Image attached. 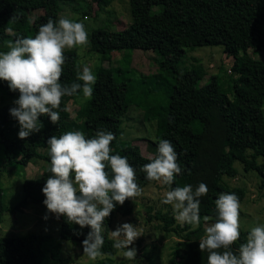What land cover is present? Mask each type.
Returning <instances> with one entry per match:
<instances>
[{
  "label": "trees",
  "instance_id": "16d2710c",
  "mask_svg": "<svg viewBox=\"0 0 264 264\" xmlns=\"http://www.w3.org/2000/svg\"><path fill=\"white\" fill-rule=\"evenodd\" d=\"M61 1L0 0V52L8 51L9 42L18 37H34L32 24L24 22L21 29L15 30L16 21L25 19L33 9L58 5ZM129 4L128 25L121 29L97 27L90 32L89 50L101 62L94 69L97 81L93 95L79 108L77 118H71L66 104L71 96H65L58 109V124H53L48 115H40L38 119L43 125L40 131L20 139V125L10 114V109L17 105L7 102L0 107V167L14 164L25 167L32 158L46 162L40 176L25 178L23 196L12 207L4 205L0 183V222L7 211L20 209L29 202L44 204L42 188L51 175L47 140L65 131L79 130L88 138L97 130L112 132L115 135L112 154L127 157L141 188L151 182L141 171L150 162L149 157L130 140L120 139L121 123L130 105L140 107L146 120L155 121L152 143L156 154L158 139L169 140L177 152L182 173L171 186L165 185L168 190L186 184L195 188L201 182L207 185V194L199 198L201 221L206 215L215 216V200L220 193H235L239 201L244 198L243 188L230 187L223 180V176L237 174L236 161L242 163L245 171H255L264 189V58H254L248 51L264 53V0H129ZM13 16L18 19L13 20ZM218 45L223 53L234 57L233 74L228 80L207 75L200 64L179 68L178 63L188 48ZM136 49L153 51L160 59L161 72L133 80L129 76L130 55L123 56L124 63L120 66L104 65L110 62L113 51ZM64 54L67 59L61 82L70 84L82 71L79 54L75 48L66 49ZM234 74L245 78L246 88L234 84ZM201 89L208 91V95L200 97ZM0 93L4 99L19 97L18 90H10L4 80H0ZM113 211L129 215L132 199L116 204ZM154 216L162 220L166 232L178 233L182 229L178 228L171 205ZM59 223L60 236L72 242H82L90 231V227L78 225L79 231L75 232L74 223L65 216H60ZM247 233L240 230L239 240L232 245L234 252L246 242ZM102 235L104 256L92 263L114 264L118 249L113 247L106 218ZM190 235L179 236L166 262L147 257L148 264H207V251L199 249L202 238ZM49 239V235L30 231L3 235L0 230V264H48L51 259L57 263L60 250L58 246L51 247Z\"/></svg>",
  "mask_w": 264,
  "mask_h": 264
},
{
  "label": "clouds",
  "instance_id": "9594fccd",
  "mask_svg": "<svg viewBox=\"0 0 264 264\" xmlns=\"http://www.w3.org/2000/svg\"><path fill=\"white\" fill-rule=\"evenodd\" d=\"M88 43V32L82 22L64 17L54 22L50 18L34 37H18L9 42L8 51L0 52V80L7 81L10 90L19 92L14 101L17 107L11 108L10 114L20 125V139L40 131L43 127L38 119L40 115L46 114L53 124H58L63 97L73 96L80 90L85 99L92 97L97 76L87 65L77 73L76 81L61 82L67 59L65 50ZM114 139L112 132L101 129L91 138L82 131L69 130L47 140L51 175L42 188L43 203L57 217L65 216L68 222L81 228L90 227L82 246L83 253L93 261L104 256L101 248L105 218L116 204L122 205L126 199L133 200L143 192L127 157L112 154ZM149 159L141 171L150 181L171 186L182 173L177 152L167 139H158L157 154ZM207 192L203 182L195 188L186 184L166 191L161 202L172 206L175 219L181 225L196 227L201 223L199 198ZM239 210V197L222 192L215 200V216L203 217L206 223L212 221L199 242V249L208 253L207 264H264V223L250 228L238 252L232 250L240 238ZM141 234L137 226L122 223L111 231L113 247L122 250L123 258L135 260L136 249L130 245Z\"/></svg>",
  "mask_w": 264,
  "mask_h": 264
},
{
  "label": "rangeland",
  "instance_id": "374dc122",
  "mask_svg": "<svg viewBox=\"0 0 264 264\" xmlns=\"http://www.w3.org/2000/svg\"><path fill=\"white\" fill-rule=\"evenodd\" d=\"M154 9L157 10L158 7ZM61 17L82 22L88 32L89 40L90 32L97 27L121 29L128 25L131 21V10L129 0H101L100 2L94 0H62L58 5H49L31 10L25 19L15 22L14 29L19 30L23 27L24 22H29L34 26L35 35L39 27L50 18L57 22ZM75 49L79 54L81 70L84 65H87L94 72L101 61H99L96 53L89 50L90 44ZM248 51L254 58H264V53H253L252 49ZM124 55L132 57L129 76L133 80L161 72L160 59L151 50L113 51L110 62L104 65L120 66L124 63L121 61ZM233 63L234 57L223 53L221 46L218 45L188 48L185 54L182 55L178 66L183 70L189 69L192 65L200 64L207 75L215 74L219 80L224 81L228 80L230 74H233ZM233 77V82L238 88H246L244 77L236 74ZM207 93L208 91L201 89L199 96L203 97L208 95ZM4 98L0 93V107L7 102L15 101V98ZM66 101L71 118H77V111L84 106L87 99L83 97L82 90H80L74 96L68 97ZM79 121L81 120L79 119ZM154 129L155 121L146 120L140 107L130 105L121 123L120 139L130 140L133 144L139 146L143 155L151 157L156 154V147L152 143ZM234 166L237 168V174L233 177L223 176V180L230 187L236 186L245 190V196L240 201V230L248 232L257 223H264V189L260 187V178L255 171H245L239 161H236ZM45 167L46 162L39 158L30 159L25 167L19 164L0 167V183L4 194V205L12 207L20 201L23 196L22 184L25 178L40 176ZM142 189V195L132 200V211L129 215L122 216L112 210L110 216L106 218L110 235L111 231H114L117 226L125 222L137 226L138 230L142 232L130 245V247L136 249V259L123 258L121 255L122 250L118 249L117 254L113 257L114 264H148L147 257H157L159 261L166 262L171 248L180 235L190 233L192 238L195 235L203 238L205 228L212 222L206 223L202 220L199 226L188 225L184 227L176 220L179 225L178 228L182 229L178 233L174 231L166 232L162 229V220L156 218L154 214L166 210V205L161 201L168 188L161 181H151ZM59 219L60 216L57 217L55 214L48 212L46 205L29 202L20 209L4 213L0 222V230L3 235L24 234L29 231L49 235V245L59 247L60 260L54 263L51 259L48 264H91L93 260H90L83 253L82 242H72L60 236ZM72 229L75 232L79 231V227L75 223Z\"/></svg>",
  "mask_w": 264,
  "mask_h": 264
}]
</instances>
